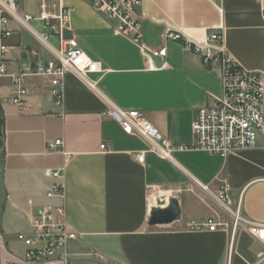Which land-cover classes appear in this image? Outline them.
Masks as SVG:
<instances>
[{
    "label": "crops",
    "instance_id": "obj_1",
    "mask_svg": "<svg viewBox=\"0 0 264 264\" xmlns=\"http://www.w3.org/2000/svg\"><path fill=\"white\" fill-rule=\"evenodd\" d=\"M58 4L69 10L65 37L74 38L101 71L83 77L66 73L60 107L53 103L49 78L27 79L21 109L8 103L11 87L0 78L6 191L0 246L5 250L17 234L29 232L34 210L51 204L63 205L67 225L78 235L68 245L69 264H264L257 262L261 246L244 226L234 235L187 229L191 221L216 215L230 221L210 196L223 184L233 205L239 201L243 218L264 223L263 139L256 149L225 158L187 150L161 159L106 115L111 108L138 111L171 144H195L191 126L197 110L220 98L221 81L217 66L204 65L193 45L209 33L221 34L227 54L241 68L263 75L264 86V0H141L136 10L141 44L152 51L166 48L156 68L137 46L114 36V21L97 14L87 0H19L6 40L13 47L7 55L11 71L32 60L31 50L46 61L53 58L57 39L50 36L41 45L34 37L45 32L36 20L41 6L54 14ZM23 15L33 17L25 28ZM167 31L181 38L163 42ZM57 139L67 160L47 151ZM141 152L139 163L135 155ZM57 169L63 170L64 200L46 197ZM173 198L179 218L149 226L152 211Z\"/></svg>",
    "mask_w": 264,
    "mask_h": 264
},
{
    "label": "built area",
    "instance_id": "obj_2",
    "mask_svg": "<svg viewBox=\"0 0 264 264\" xmlns=\"http://www.w3.org/2000/svg\"><path fill=\"white\" fill-rule=\"evenodd\" d=\"M61 1V0H60ZM93 10L107 19L114 21L112 33L116 37L127 39L137 46L148 59L151 68H156L151 55L163 59L166 48L152 51L141 44V21L136 10L141 0H87ZM19 0H0V78L7 79L11 87L8 103L18 109L26 105L28 89L26 82L31 77H46L51 83L53 103L60 107L62 103V80L66 73L71 72L79 77L89 73H99L100 64L92 61L79 47L74 38H66L69 30V10L61 4L53 5L56 13L50 14L41 6V12L36 20L42 22L45 32L34 37L43 45L50 36L58 42V50L51 60H44L37 51H29L31 61L23 63L16 71L9 69L7 55L13 47L6 44L11 36L8 28L10 20L15 19ZM33 17L23 15L21 25L31 21ZM181 35L167 31L163 42L178 40ZM186 46L190 42L185 41ZM193 50L201 55L204 65H216L221 81V96L212 105L197 110L192 123V133L196 143L190 146L171 144L154 128L138 111H119L111 108L106 115L119 125L123 133L146 141L148 152L161 159H169L173 152L196 150L222 158L235 151L253 150L258 147L260 139L264 143V86L263 75L241 68L227 54L223 46L221 34L209 33L203 43L194 44ZM48 152H60L65 160L68 155L63 152V141L57 139L46 146ZM102 151H108L106 145H101ZM264 149V144H263ZM144 152L135 155L137 162L142 163ZM52 183L46 193L48 199L64 200L65 187L62 182L63 170L51 172ZM228 187L223 184L212 194V198L230 221L221 219L218 215L201 221H191L187 224L190 231H229L234 235L236 229L244 226L248 234L261 246L257 253V262H264V223L249 221L241 216L239 201L236 209L228 197ZM30 230L19 233L16 240L24 247L22 258H15L14 264H69L68 245L78 238L65 220L63 205L51 204L37 207L30 218ZM97 258L100 256L95 254Z\"/></svg>",
    "mask_w": 264,
    "mask_h": 264
},
{
    "label": "water",
    "instance_id": "obj_3",
    "mask_svg": "<svg viewBox=\"0 0 264 264\" xmlns=\"http://www.w3.org/2000/svg\"><path fill=\"white\" fill-rule=\"evenodd\" d=\"M151 59L154 61L156 67H160L163 63V59L158 56L151 55ZM6 198V191L4 187L3 170L0 166V235H1V217L4 201ZM180 216L179 202L176 199H171L169 203L160 209L152 211L148 220L149 226H163L174 223ZM1 264V259H0Z\"/></svg>",
    "mask_w": 264,
    "mask_h": 264
},
{
    "label": "rangeland",
    "instance_id": "obj_4",
    "mask_svg": "<svg viewBox=\"0 0 264 264\" xmlns=\"http://www.w3.org/2000/svg\"><path fill=\"white\" fill-rule=\"evenodd\" d=\"M0 138H1V129H0ZM210 196L211 199L214 201V199L212 198V194ZM217 207L218 209H220L219 206ZM233 209L234 210L236 209L235 205H233ZM5 250L9 255L12 254V256L15 258H22L24 247L15 239L10 242V245ZM5 250L4 248H2V246H0V253L2 254L1 264H14V261H12L9 255L6 254Z\"/></svg>",
    "mask_w": 264,
    "mask_h": 264
},
{
    "label": "trees",
    "instance_id": "obj_5",
    "mask_svg": "<svg viewBox=\"0 0 264 264\" xmlns=\"http://www.w3.org/2000/svg\"><path fill=\"white\" fill-rule=\"evenodd\" d=\"M0 129H1V138H0V165H2V157H3V153H4V118L3 115L1 114V110H0Z\"/></svg>",
    "mask_w": 264,
    "mask_h": 264
}]
</instances>
